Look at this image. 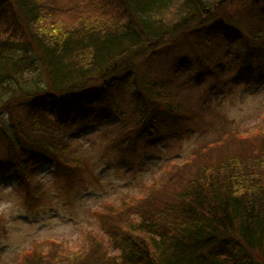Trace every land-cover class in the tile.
<instances>
[{"label": "trees", "instance_id": "16d2710c", "mask_svg": "<svg viewBox=\"0 0 264 264\" xmlns=\"http://www.w3.org/2000/svg\"><path fill=\"white\" fill-rule=\"evenodd\" d=\"M172 45L185 50L143 74ZM228 70L264 78V0H0V180L33 199L48 168L77 177L78 138L99 126H116L121 154L191 135L213 101L191 88ZM225 130L97 212L105 238L27 264H264V130Z\"/></svg>", "mask_w": 264, "mask_h": 264}, {"label": "rangeland", "instance_id": "374dc122", "mask_svg": "<svg viewBox=\"0 0 264 264\" xmlns=\"http://www.w3.org/2000/svg\"><path fill=\"white\" fill-rule=\"evenodd\" d=\"M165 48L170 50L164 52ZM160 49L156 61L142 64L143 74L165 71L168 68L165 61L175 60L185 50L180 45ZM235 72L228 70L222 80L206 76L199 89L191 88L200 102L201 96L207 94L213 99L206 108H198L208 114L201 122L186 124L191 127V135L184 127L176 135L166 134L165 143L157 148H139L134 153L121 154L116 149L115 138L119 134L116 126H99L97 131L78 138L79 149L87 157V169L77 177L66 179L48 168L34 182L38 184L34 195L31 194L33 199L26 198V189L15 186L13 181L0 180V264H27L30 258L85 250L90 234L105 238L97 212L123 199L141 196L144 188L162 179L173 163L190 157L206 144L202 138H221L220 134L228 127L238 133L263 131L264 78L261 82L255 77L252 83L235 85L229 82ZM211 85L214 91L208 90ZM127 102L128 99L117 105L127 108Z\"/></svg>", "mask_w": 264, "mask_h": 264}]
</instances>
